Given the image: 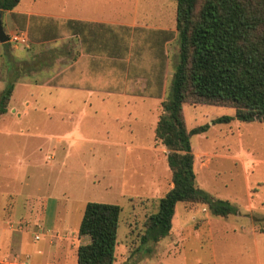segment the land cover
I'll return each mask as SVG.
<instances>
[{
	"label": "crops",
	"instance_id": "0c3cea01",
	"mask_svg": "<svg viewBox=\"0 0 264 264\" xmlns=\"http://www.w3.org/2000/svg\"><path fill=\"white\" fill-rule=\"evenodd\" d=\"M172 1L145 0L142 11L147 17L142 21L137 17L139 0H20L13 9L2 10V27L4 23L7 28L3 27L4 32L8 37L16 30L25 32L30 46L26 50L11 46L9 40L0 42V75L4 73L0 91L10 81L14 86L2 122L35 110L57 124H88L94 128L93 119L105 125L113 123L115 133L120 134L114 145L123 146L125 151H148L152 170L161 178L164 172L168 175V149L155 141V127L167 95V78L173 76L178 62L176 5ZM109 132L104 134V141L109 142ZM125 133L130 136L122 138ZM141 133L149 134L147 144L140 142ZM156 183L155 187L160 185L159 180ZM230 215L245 217L246 222L235 225L233 218L212 215L206 207L193 211L183 203L179 210L176 205L165 237L138 246L133 259L128 247L117 255L116 245L114 264H147L155 257L156 262L151 264H163V256L169 258L183 250L181 246L189 238L208 251L207 257L196 255L193 264H232V248L220 243L237 232L250 237L252 246L245 249L251 248L258 261V243L264 242V229L253 223L255 217L247 209L238 207V212ZM12 218L8 213L0 215V264H77L78 245L90 241L89 235L79 234L76 246L54 238L47 240L56 235L51 232L55 229L47 227L45 231L35 223L31 226L36 227L33 240L45 242L35 250H26L24 234H31V227L25 223L28 229H18L16 224L29 218ZM38 232L41 236L36 240L34 234Z\"/></svg>",
	"mask_w": 264,
	"mask_h": 264
},
{
	"label": "rangeland",
	"instance_id": "374dc122",
	"mask_svg": "<svg viewBox=\"0 0 264 264\" xmlns=\"http://www.w3.org/2000/svg\"><path fill=\"white\" fill-rule=\"evenodd\" d=\"M144 2L139 0L137 17L140 21L147 17L142 11ZM0 14L4 17L2 11ZM3 27L7 31L4 23ZM16 32L24 34L29 41L22 31L16 30L9 35ZM10 36L11 46L29 50V42L27 45L17 44ZM3 76L4 73L0 75ZM167 79L170 84L172 77ZM42 81L49 80L42 78ZM20 94H16L17 98ZM183 110L188 129L209 123L220 115L234 114L231 108L194 104H184ZM2 118L1 115L0 215L8 213L14 216L13 220L21 215L27 216L29 220L25 223L30 227L36 223L45 231L47 227L55 229L51 232L56 235L46 237L47 240L54 238L63 244L67 242L76 246L86 203H115L121 207L117 255L128 247L129 256L133 259L140 244L144 220L156 211L159 196L172 186L170 170L166 169L168 175L164 172L161 178L159 172L151 168L148 151H125L123 146L114 145L120 134L115 133L116 125L113 123L105 125L93 119L94 128L88 124H57L48 122L45 113L35 110L9 122H2ZM126 126L128 124H124ZM106 131H110L109 142L103 140ZM121 136L128 138L130 134ZM140 137L143 144L148 143L145 142L147 137L150 139L146 133H141ZM155 141L160 143L157 139ZM191 146L197 185L231 201L242 210L247 209L255 217L253 223L264 229V124L236 119L229 123L211 124L205 133L191 137ZM119 151L121 153L115 157V152ZM158 180L160 185L155 187ZM147 194L152 196H144ZM180 204L177 203L178 210ZM184 204L193 211L197 207H206ZM228 216L234 219L229 220L235 225L246 222L245 217ZM34 229L36 227H31L28 230L31 234H24L26 250H35L45 242L33 240ZM220 244L232 248L229 251L232 264H264V242L258 243V261L251 248L245 249L252 246L248 235L237 232ZM181 248L183 250L173 252L169 258L163 256V264H193L196 255L208 256L206 247L200 249L193 238L187 239ZM156 260V257L153 261L148 260L147 264Z\"/></svg>",
	"mask_w": 264,
	"mask_h": 264
},
{
	"label": "trees",
	"instance_id": "16d2710c",
	"mask_svg": "<svg viewBox=\"0 0 264 264\" xmlns=\"http://www.w3.org/2000/svg\"><path fill=\"white\" fill-rule=\"evenodd\" d=\"M19 1L0 0V12ZM175 5L178 62L155 127V138L168 149L172 186L144 220L139 247L169 233L177 203L205 205L215 216L237 213L232 202L197 185L191 137L234 119L264 124V0H175ZM13 88L10 81L0 91V116ZM184 104L226 107L234 114L188 129ZM120 211L115 203H86L78 234L90 241L78 245L77 264L115 263Z\"/></svg>",
	"mask_w": 264,
	"mask_h": 264
},
{
	"label": "built area",
	"instance_id": "2783aa9c",
	"mask_svg": "<svg viewBox=\"0 0 264 264\" xmlns=\"http://www.w3.org/2000/svg\"><path fill=\"white\" fill-rule=\"evenodd\" d=\"M11 37H12V41H15L17 44L27 45V43H28V41H27L25 35L22 34V33L16 32V33L12 34V35L10 36V38H11ZM24 226H26V224H25L24 221L18 222V223L16 224V227H17L18 229H22ZM40 236H41V233H40V232L34 234V238H35L36 240L39 239Z\"/></svg>",
	"mask_w": 264,
	"mask_h": 264
},
{
	"label": "water",
	"instance_id": "95a60500",
	"mask_svg": "<svg viewBox=\"0 0 264 264\" xmlns=\"http://www.w3.org/2000/svg\"><path fill=\"white\" fill-rule=\"evenodd\" d=\"M9 40L8 35L4 32L2 23H1V16H0V42L4 43Z\"/></svg>",
	"mask_w": 264,
	"mask_h": 264
}]
</instances>
